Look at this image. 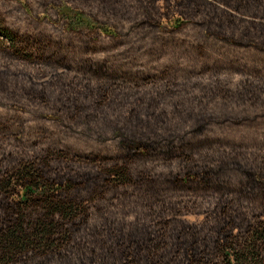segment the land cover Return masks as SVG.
I'll return each mask as SVG.
<instances>
[{
  "label": "rangeland",
  "instance_id": "rangeland-1",
  "mask_svg": "<svg viewBox=\"0 0 264 264\" xmlns=\"http://www.w3.org/2000/svg\"><path fill=\"white\" fill-rule=\"evenodd\" d=\"M98 1L0 0V180L37 165L58 185L73 179L63 195L90 214L79 245L43 264H136L126 256L132 242L119 254L124 236L122 248L107 237L94 260L100 246L90 238H103L95 225L109 236L107 218L130 238L169 239L163 253L196 235L208 247L220 235L242 243L233 212L218 206L236 182L225 192L214 183L228 173L264 184V0ZM61 4L117 38L66 32ZM171 124L176 135L201 128L178 143L154 139V153L124 139L169 135ZM171 145L173 158L158 155ZM115 166L135 173L126 190L110 185L105 171ZM16 191L13 203L23 198ZM254 207L259 218L240 224L264 223V206Z\"/></svg>",
  "mask_w": 264,
  "mask_h": 264
},
{
  "label": "trees",
  "instance_id": "trees-1",
  "mask_svg": "<svg viewBox=\"0 0 264 264\" xmlns=\"http://www.w3.org/2000/svg\"><path fill=\"white\" fill-rule=\"evenodd\" d=\"M102 1L118 4L122 0H99L98 2ZM133 1L137 2V0ZM67 6L61 4L57 10L59 17L62 16L63 20H67L66 32L72 33L87 28L93 31L99 30L100 35L117 38L115 30L96 26L95 23L83 18L80 11ZM231 24L236 27V23ZM168 115L163 114L164 117ZM138 123L143 124L144 120L138 118ZM171 125L173 127L167 129L168 132L171 130L169 135L160 131L149 138L140 134L137 137L125 136L124 139L131 143V147L139 145L148 150L152 147L154 153L157 151L155 145H152L154 139L157 141L169 139L178 143L183 140L189 129L201 128L200 125H187L189 129L181 130V133L176 135L174 130L179 125ZM158 155L162 158H173L176 155L175 148L171 145L167 151L158 150ZM226 163L232 162L226 160ZM208 172L210 178L215 176L212 171ZM105 173L110 179V185L116 190H126L131 186L132 178H135L133 171L121 166L111 167ZM221 180L214 183L215 189L221 192H225V186L227 188L228 185L231 186V183L236 182L235 190H227L229 195L223 196L218 206L222 209V214L227 211L233 212V219L237 221L234 227H240L244 234L242 243H239V236L230 235L227 238L226 235H220V239L210 245L211 248L204 244L206 242L204 238L196 235L191 241L184 240L174 244L175 253L170 251L163 253L169 239L164 236L153 237L150 233H146L144 237L130 238L124 230L120 229L121 227L117 226L116 221L107 218L106 222L113 225L111 229H107L109 236H106L103 228L95 225L94 232H99L103 238H90L91 243L96 242L100 246V249L94 247L90 249L94 260L96 257H104L103 244H108L107 237H116L122 248L124 236L126 248L119 250V254L125 253L129 248L128 244L132 242L133 244L130 245L135 246V249L128 251L126 256L135 259L136 264H218V261L219 264H264V223L258 222V226L252 227L251 223L238 222L240 217L249 219L248 214L254 219L259 218L258 208L254 205L264 206V184H257L254 180L251 183L238 182L228 173L222 176ZM73 185V179L61 185L54 183L34 164L22 165L13 174L0 180V264H43L44 260L59 254L71 242L72 246L73 243L79 245L81 242L77 240L79 228L89 219L90 214L82 213L78 200L73 199L75 196L68 198L63 195H71L75 189ZM17 188H22L23 198L20 202L13 203L12 196L14 194L20 196L16 191ZM152 210L155 209L152 208ZM39 213L41 214L38 215ZM112 231L113 234H111ZM143 252L145 254H142Z\"/></svg>",
  "mask_w": 264,
  "mask_h": 264
}]
</instances>
